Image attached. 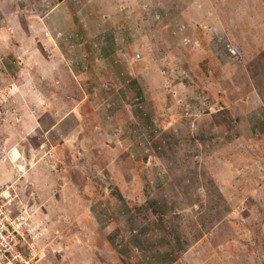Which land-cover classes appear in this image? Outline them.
<instances>
[{
  "label": "rangeland",
  "instance_id": "374dc122",
  "mask_svg": "<svg viewBox=\"0 0 264 264\" xmlns=\"http://www.w3.org/2000/svg\"><path fill=\"white\" fill-rule=\"evenodd\" d=\"M0 193L31 264H264V0H0Z\"/></svg>",
  "mask_w": 264,
  "mask_h": 264
},
{
  "label": "built area",
  "instance_id": "2783aa9c",
  "mask_svg": "<svg viewBox=\"0 0 264 264\" xmlns=\"http://www.w3.org/2000/svg\"><path fill=\"white\" fill-rule=\"evenodd\" d=\"M30 208L10 195L0 193V264H31L26 255L30 232Z\"/></svg>",
  "mask_w": 264,
  "mask_h": 264
}]
</instances>
